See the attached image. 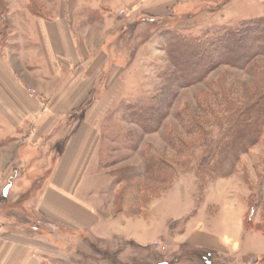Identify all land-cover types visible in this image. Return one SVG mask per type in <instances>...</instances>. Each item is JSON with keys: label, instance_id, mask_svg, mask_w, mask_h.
I'll return each mask as SVG.
<instances>
[{"label": "rangeland", "instance_id": "1", "mask_svg": "<svg viewBox=\"0 0 264 264\" xmlns=\"http://www.w3.org/2000/svg\"><path fill=\"white\" fill-rule=\"evenodd\" d=\"M85 1H73L78 29L104 14ZM208 2L165 19L135 18L113 39L112 57L124 84L116 87L119 99L102 122L99 170L86 182V192L99 197L104 214L101 236L38 217L31 206L43 182L36 178L12 174L0 185V217L17 219L12 227L38 246L41 264H146L149 258L170 264L179 257L178 264H264V127L260 140L229 164L227 173L211 178L206 171L230 115L260 99L264 78L254 76V69L201 58L200 50L190 53L181 42L187 36L204 44L224 26L242 28L264 15V0ZM112 5L118 7L120 0ZM63 8H69V0H0V46H13L19 18L22 23L28 15L54 18ZM171 49L177 58L196 59L204 77L196 80L182 72ZM256 60L264 67V55ZM242 216L239 255L246 256L180 240L186 224L200 220L220 234L229 230V219L230 231L238 234L237 217ZM116 218L125 238L110 226ZM214 219H219L215 226ZM198 249L207 250L212 260L198 258L204 253ZM188 250L194 254L182 257Z\"/></svg>", "mask_w": 264, "mask_h": 264}, {"label": "crops", "instance_id": "2", "mask_svg": "<svg viewBox=\"0 0 264 264\" xmlns=\"http://www.w3.org/2000/svg\"><path fill=\"white\" fill-rule=\"evenodd\" d=\"M73 1L54 18H19L13 46H0V185L12 174L36 178L43 182L31 206L38 217L101 236L104 214L86 182L99 170L102 122L119 99L116 87L124 84L112 42L117 46L118 31L135 18L165 19L209 0H120L118 7L112 5L117 0H86L104 14L85 29L76 26L80 0ZM1 217L0 264H41L38 246L12 227L17 219ZM237 220L238 234L230 231L229 219V230L220 234L202 220L189 222L180 240L240 256L243 216ZM110 222L119 237L126 236L118 218Z\"/></svg>", "mask_w": 264, "mask_h": 264}, {"label": "trees", "instance_id": "3", "mask_svg": "<svg viewBox=\"0 0 264 264\" xmlns=\"http://www.w3.org/2000/svg\"><path fill=\"white\" fill-rule=\"evenodd\" d=\"M185 38L181 37V42L187 45L186 47H188L187 49L190 53L194 49L200 50L201 58L212 56L213 59L217 58L214 60H217L218 63L223 60V62L237 68L254 69V76L264 78V67L259 66V62L256 60L258 56L264 55V15L249 19L242 28L236 30H231L229 27L224 26L204 44H197V42H192L189 39L185 40ZM171 51L176 65L181 68L182 72L186 71L190 75L195 76L194 79L196 78V80L204 77H202L204 72L201 74L202 69L197 70L199 67L196 59H191L190 57L186 59L177 58L176 51L174 49H171ZM220 56H224L223 59ZM247 102L244 103L246 106L237 107L236 111L230 115L231 124L224 131L222 141L214 147V162L212 161L206 167V171L211 175V178H213V175L216 176L221 171L223 172V170L227 173L228 170L226 169L229 168V164L238 160L242 153H246L261 138L264 127V94L253 103H251V100ZM260 224L255 225L258 227L257 229H260ZM189 250L188 252L185 251L182 257L194 254L190 253ZM198 250L204 251L203 254H196L198 258L212 260L205 255L207 250ZM154 257L157 258V256ZM180 261V257L174 258V260L170 261V264H178ZM146 264L164 263L149 258L146 259Z\"/></svg>", "mask_w": 264, "mask_h": 264}]
</instances>
